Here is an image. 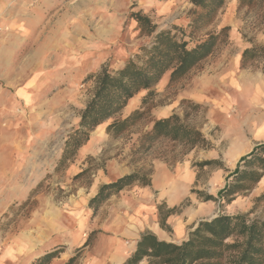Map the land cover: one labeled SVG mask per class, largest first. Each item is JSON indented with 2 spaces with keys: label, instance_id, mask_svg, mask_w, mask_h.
<instances>
[{
  "label": "rangeland",
  "instance_id": "obj_1",
  "mask_svg": "<svg viewBox=\"0 0 264 264\" xmlns=\"http://www.w3.org/2000/svg\"><path fill=\"white\" fill-rule=\"evenodd\" d=\"M131 4V0H0V264H30L54 249L62 252L50 264H111L113 248L119 242L128 247L127 239L118 241L110 231L119 223L118 204L130 188L110 197L95 213L88 203L101 185L117 179L112 161L124 165V173H145L150 180L158 163L175 177L180 175L177 168L187 164L195 173L189 192L197 198L195 192L218 197L239 159L255 145L250 130L238 124L245 102L239 106L234 101L232 84L245 72L264 74L257 64L241 68V53L251 41L262 45L261 32L252 29L262 20L257 11L246 16L245 10H237V0H226L207 29L190 34L188 0H140L133 11L142 10L159 30L176 28L189 48L205 32L223 27L230 29L228 43L179 83L168 87V74L164 75L144 118L129 132L119 138L106 134L108 124L124 119L120 112L90 133L64 170L55 171L66 135L78 124L93 89V80L85 81L86 77L103 67L122 68L151 40L138 37L135 24L127 18ZM216 74L228 81L207 92L217 105L184 97L185 91L194 92L208 83L205 76ZM239 81L243 94H248L253 82ZM258 87L264 103V84L259 82ZM158 108L164 111L157 116ZM172 114L198 128L212 148L185 152L159 141L148 151L140 149L139 138L151 129L152 121ZM242 117L247 121L246 115ZM212 160L220 165L200 166ZM152 194L157 206L164 204L157 192ZM263 194L264 177L230 204L221 199L212 202V215L249 214V219L264 222V199L256 201ZM29 198L32 203L22 207ZM198 202L203 201L198 198ZM167 233L173 240L171 231Z\"/></svg>",
  "mask_w": 264,
  "mask_h": 264
},
{
  "label": "trees",
  "instance_id": "obj_2",
  "mask_svg": "<svg viewBox=\"0 0 264 264\" xmlns=\"http://www.w3.org/2000/svg\"><path fill=\"white\" fill-rule=\"evenodd\" d=\"M140 0H131L127 18L135 24L138 37L151 38L146 46H141L129 57L122 68L110 71L103 67L98 73L90 74L85 81L93 80V89L84 108L80 111L79 122L66 135L55 171L64 170L75 158L77 152L89 141L90 133L101 124L114 119L127 105L128 101L140 92V108L124 119H114L106 126V134L119 138L135 127L145 116L156 92L155 86L168 74V87L184 80L201 63L211 57L222 45L228 43L229 27L217 32H205L195 45L177 36L176 28L159 30L158 26L137 8ZM168 1V0H162ZM191 9V33L203 32L217 18L226 0H188ZM238 11L245 15L257 11L262 20L253 24L252 29L264 31V0H237ZM243 37H245L243 35ZM259 65L264 73V46L251 44L241 53V68ZM258 67V66H255ZM191 108L198 105L181 101ZM186 117V114H185ZM166 141L182 147L185 152L193 149L212 148L209 140L193 125L188 124L176 114L152 121L151 129L139 138V148L148 151L157 142ZM220 165L216 160L206 161L200 166ZM264 177V143L258 144L241 157L229 175L230 180L218 192V197L195 192L203 202L223 200L230 204L239 195L249 193ZM138 185L151 186L145 173L132 172L101 185L88 206L93 213L110 197L126 188ZM264 199V194L256 201ZM30 198L22 207L29 205ZM186 204L166 208L157 206L159 227L169 232L166 224L169 216L178 213ZM87 240L84 246L88 245ZM62 251L54 249L34 259L30 264H50ZM75 257L70 258L71 263ZM264 264V222L249 219V214L217 215L199 221L180 244L158 240L151 233H144L136 243V248L123 264Z\"/></svg>",
  "mask_w": 264,
  "mask_h": 264
},
{
  "label": "crops",
  "instance_id": "obj_3",
  "mask_svg": "<svg viewBox=\"0 0 264 264\" xmlns=\"http://www.w3.org/2000/svg\"><path fill=\"white\" fill-rule=\"evenodd\" d=\"M258 32H261L260 41L264 46V31ZM251 44L255 43L251 41ZM235 68L236 63L233 65L232 69L235 71ZM222 77H224L222 74L205 76V80L204 78L203 80H207L208 83L204 82L199 90L194 92L192 90L185 91L186 94L184 97L192 98L194 101L200 103H209L211 105L215 103L217 105L218 101L209 98L207 92L211 88L215 89L219 87V89H221L223 82L228 85V81L221 79ZM226 78L229 79V74H227ZM242 78L248 79L251 84L253 82L249 93L246 95L243 94L241 81H239ZM259 82L264 84V74H251L245 72L244 74L235 76L232 84L236 91L234 101L239 102V106L245 102V107H240L242 113L239 115L240 123L238 124H244L254 136L256 143L253 147L264 143V136L260 135V133L264 132V103L261 101V91L258 87ZM139 94L140 93L131 98L123 108L121 111V113H123L122 118H126L130 113L140 108L141 98L138 96ZM226 102H228V100ZM221 105H219V109H222ZM163 111V108H158L157 111H155V115L158 116ZM244 115L247 116L248 122L242 117ZM241 121H243V123H241ZM253 125L257 128L255 129ZM83 147L79 149L78 153L82 151ZM110 167L115 178L127 174L123 172L124 165L117 161H112ZM177 171L180 173L179 177H175L171 174L163 163H158L151 176V186L141 187L134 185L129 187V191L125 190V195L121 198L118 204L120 209L119 223L112 228L110 232L113 238L118 241L127 239L129 242L127 247L128 250L126 246H123L122 243L119 242V244L113 248L111 253V264H123L134 252L140 236L146 232L153 234L160 241L180 244L182 241L186 240L188 232L192 230L199 221L208 220L215 216L212 215L214 203L198 202V198L189 192L190 186L195 181V173L193 170H191L187 164H183L177 168ZM152 191L157 192L158 198L163 201L166 208L177 207L182 202H186V205L182 207L178 213L169 216L166 221L173 240L169 237L167 232L159 227L157 211L158 202L154 200ZM203 215L210 216L206 219H202Z\"/></svg>",
  "mask_w": 264,
  "mask_h": 264
}]
</instances>
